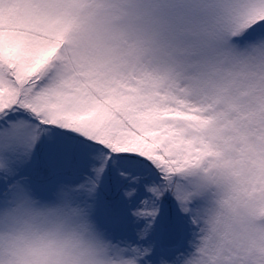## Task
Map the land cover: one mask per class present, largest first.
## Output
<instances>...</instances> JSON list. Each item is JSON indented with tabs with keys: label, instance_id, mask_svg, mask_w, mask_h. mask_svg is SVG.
I'll list each match as a JSON object with an SVG mask.
<instances>
[{
	"label": "snow or ice",
	"instance_id": "6c2138e0",
	"mask_svg": "<svg viewBox=\"0 0 264 264\" xmlns=\"http://www.w3.org/2000/svg\"><path fill=\"white\" fill-rule=\"evenodd\" d=\"M0 264H264V0H0Z\"/></svg>",
	"mask_w": 264,
	"mask_h": 264
}]
</instances>
